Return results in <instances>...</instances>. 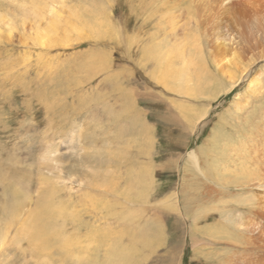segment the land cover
<instances>
[{
	"label": "rangeland",
	"instance_id": "374dc122",
	"mask_svg": "<svg viewBox=\"0 0 264 264\" xmlns=\"http://www.w3.org/2000/svg\"><path fill=\"white\" fill-rule=\"evenodd\" d=\"M258 55L264 6L241 0H0V264H231L214 222L264 201L237 158L264 138ZM187 58L217 75L203 93Z\"/></svg>",
	"mask_w": 264,
	"mask_h": 264
},
{
	"label": "bare ground",
	"instance_id": "6f19581e",
	"mask_svg": "<svg viewBox=\"0 0 264 264\" xmlns=\"http://www.w3.org/2000/svg\"><path fill=\"white\" fill-rule=\"evenodd\" d=\"M156 1L160 2V0H156ZM223 1H231V0H223ZM241 4L245 5V6H251V7H254L256 9H261L264 6V0H241ZM51 11L54 12V17L50 18V21L45 26L46 28H40V26L38 25L37 29H36L35 38L37 40H41V42L51 41V39L53 38V31L57 28V26L59 24L58 20H57V17H59V16L57 15V13L55 11H53V9H51ZM34 16L37 18V20L43 19L41 13L40 12L38 13L37 10L34 11ZM91 28H93L95 31L96 26L93 25ZM50 31H51V34H50ZM179 45H181V44H178V46H176V49L181 47ZM189 46H191V48H194V47H197V44H196V42H192L191 44H189ZM175 51L176 50H174L173 52H175ZM176 52H180V50H178ZM189 55H191V54H189ZM260 58H264V56L258 55V56H256V58L253 59L252 62L255 63L256 60H258ZM236 59H237V57L234 55V57L228 61L227 65L222 66V69L225 71H229L234 66H237V62L239 60L237 59V61H236ZM252 62L249 63L248 65L241 66L238 70V73L234 77V79L231 82H229L228 84H224V85L221 84L220 88H218L217 91L219 93L221 90L222 91H229L232 87H234V85L238 82L243 71H245L247 66H249L250 64H253ZM182 66H184V67L180 70V72L178 73L175 71L174 74L178 75V77L180 78L179 79L180 81H182V80L184 81V79H185V82L188 80H191L192 76L196 77V80L201 87H198V85H196V86L201 90L202 93L204 90L207 89V86L210 84V82L214 81V79L217 78V75L215 73H213V71L210 72L209 69L206 70L205 68L202 70L201 68H202L203 64H201V67H200V61L198 64V62H194V60H192L191 58H187V59L183 60ZM194 68H196V71L194 72L195 76L193 75V70H192ZM262 68H260V69L263 70V72H264V67H262ZM198 70H200L199 75L197 73ZM258 71H259V69L256 71V75L248 82L247 86L252 87V85H253L254 81L256 80V77L259 73ZM240 103H241V101H239V100L234 102L237 109H239V106L241 105ZM208 109H209V107H208ZM208 109L206 110L207 113L209 112ZM205 113L202 114V116L197 117L195 121H197V120L199 121V119L201 120V118L205 116ZM261 131H264V128H262ZM263 139L264 138L260 137L259 139L258 138H256V139L251 138L250 139L249 138V139H245L243 141H240L242 143L240 145V147H242V149H241L242 154H240V156L237 158H239V159L240 158L252 159V160H250L252 162H250L249 165H255V168H256V170H254V169L248 170L247 173H245L246 175H244V176H246L245 186L249 187L250 190L253 189L254 187L258 188V189H259V187L262 189L264 188V154H263V152H264V140ZM253 146H254V148H253ZM251 154H252L253 158L250 156ZM235 156H238V153L235 154ZM188 157L189 158L195 157L194 151L189 152ZM233 161H234V159H233ZM236 162H237V160H236ZM3 179H6V178L3 177ZM253 199H251L249 201L247 200L248 202L251 203L247 206L248 209L246 208L248 210L247 212H249V213L245 214V212L244 213L242 212V214H240L239 217L236 216L237 218L236 219L234 218L235 220H233V221H235V223H234L235 228L231 229L230 227L225 225L226 221L224 222L225 224L224 223L222 224L221 221L220 222L216 221V222H214L215 224H213L214 226L212 225L213 229L212 228L211 229L213 230L217 239H220L221 241L226 243L229 247V249L227 251H225L226 255L227 254L228 255L226 256V258L224 255L223 256L225 258V261L228 259V262L231 264H264V201H262V200L256 201L255 199L254 200ZM5 202L7 203L6 207H5L6 210H8L9 212H12V213L18 211V206L20 205V203L17 202V196H10V197H8V199L5 200ZM241 206H243V205H241ZM35 220H36V216L32 219L33 224L31 223V226L34 227L35 231L33 229H31L30 233H29L33 242H35V239L37 238V237L35 238V234L37 233L36 227H38L37 226L38 223L35 224ZM209 228H210V225H209ZM204 230L207 231L208 228L207 229L205 228ZM207 233H208V231H207ZM210 235L212 236L211 233H210ZM216 237L213 236V238H216ZM111 256H113V254ZM217 259H218V257H217ZM116 261H117V258H116ZM122 262L123 261L118 260L116 264H121ZM111 263H113V262H111ZM60 264H92V263L87 261V259H86L85 262H84V260L81 262H78V261L77 262H72V261L67 262V261L61 260Z\"/></svg>",
	"mask_w": 264,
	"mask_h": 264
}]
</instances>
